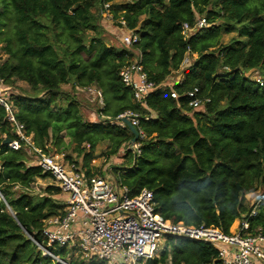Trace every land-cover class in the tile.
<instances>
[{"label": "trees", "instance_id": "trees-1", "mask_svg": "<svg viewBox=\"0 0 264 264\" xmlns=\"http://www.w3.org/2000/svg\"><path fill=\"white\" fill-rule=\"evenodd\" d=\"M101 3H110L117 24L122 20L137 33L131 48L116 49L99 38ZM200 16L208 25L186 36L183 24L193 25ZM222 32L235 35L223 42ZM0 49V78L10 86L27 85L10 98L34 146L53 152L65 129L91 175L98 143H108L109 159L133 137L117 116L139 112L140 154L124 152L123 164L111 168L116 181L133 195L151 191L156 211L172 224L215 227L229 235L234 221L254 209L246 232L264 234V197L257 205L246 203L248 193L264 192V86L245 75L264 74V0H0ZM186 54L196 57L182 80L165 87ZM137 57L156 85L145 106L119 77ZM70 82L102 93L98 121L83 120L79 101L62 92ZM194 88L208 99L203 110L188 105L184 94ZM5 138L18 137L0 107V264H62L44 256L35 242L68 264H106L78 258L69 263L68 249L42 237L44 221L63 208L53 198L60 190L25 142L13 150L2 143ZM38 179L49 182L42 193L31 191ZM143 264L223 263L212 243L173 235Z\"/></svg>", "mask_w": 264, "mask_h": 264}, {"label": "built area", "instance_id": "built-area-1", "mask_svg": "<svg viewBox=\"0 0 264 264\" xmlns=\"http://www.w3.org/2000/svg\"><path fill=\"white\" fill-rule=\"evenodd\" d=\"M110 3H101L100 12L110 14ZM113 17V16H112ZM119 26L126 28L124 21ZM208 24L204 16L196 19L193 25L184 23L183 33L188 36ZM134 30L127 29L122 37L126 48H131L137 41ZM188 55V54H186ZM185 55V57H186ZM184 61V60H183ZM183 63V62H182ZM264 66V65H263ZM228 70L227 67L224 68ZM119 77L125 86L131 87L135 102L146 105L148 94L156 87L144 71L140 58L122 67ZM258 86H264V74L255 79ZM12 86L0 78V107L6 112V119L12 131L18 137L11 140L8 146L13 150L21 147V142L29 146L34 163L44 172L51 175L54 185L65 198L61 201L63 208L60 213L44 221L41 235L57 247H65L73 251L79 260L103 261L112 264H143L144 261L157 256L161 240L166 236H183L195 240L209 241L218 250L219 259L223 264H264V234L247 233L248 217L255 213L252 209L249 216L239 219L233 233L227 235L218 228L203 226L194 227L183 222L172 224L156 211L153 193L142 189L131 194L126 186L121 185L111 172L93 173L87 175L82 167L75 166L64 160L57 153H46L33 145L30 136L25 135L24 126L16 120L15 109L9 91ZM90 90L92 86L85 87ZM97 94V102L103 105L102 93ZM199 90L194 88L184 95L188 105L194 110H203L208 99L198 97ZM176 91H171V97L178 98ZM128 118L137 129L139 138L136 142H127L123 153L131 151L140 154L139 140L144 137L139 127L142 115L139 112L126 111L117 116L116 121ZM150 115H145L148 119ZM257 200V205L261 199ZM44 253L58 261L60 259L35 242Z\"/></svg>", "mask_w": 264, "mask_h": 264}, {"label": "rangeland", "instance_id": "rangeland-1", "mask_svg": "<svg viewBox=\"0 0 264 264\" xmlns=\"http://www.w3.org/2000/svg\"><path fill=\"white\" fill-rule=\"evenodd\" d=\"M110 5V4H109ZM99 12V13H98ZM97 14H99L98 18H97V22L100 28V35L99 38H101L106 44L116 48V49H121L124 48V44L122 43V37L126 32V28L119 26V24H117V22H115L113 20L112 14H108V15H103L99 10H98ZM219 23V22H218ZM222 34V41L223 42H228V40L235 35L234 33H230V34H225V33H221ZM93 36V35H92ZM0 57L2 59L5 58V55L3 53V50L0 49ZM196 57V55H191L188 54L186 55V57L184 58V61L182 63V65L180 66V68L176 71H172L171 74L169 75V77H167V79L164 81V86L165 87H170L172 88L173 84H175L177 81L180 80L183 71L188 68V66L193 62L194 58ZM245 75L249 76L250 80H254L258 77H260V72L256 71H248L247 73H245ZM74 85L72 84V82H70L69 84L63 85L62 86V92L63 93H68L71 97H73L75 100L79 101L80 103V115L82 117L83 120L87 121V122H96L98 121V116H99V112L98 109L100 107H102L103 105L99 104L97 102V94L93 92V89H96L95 87H92L90 90H87L86 88H80V87H73ZM13 89L11 88V90L9 91L10 93V97L12 95V93H18V91L20 92L19 89H27V85L26 83L22 82V81H18L16 83L13 84ZM62 99V98H60ZM59 106L64 107L65 105V101L64 100H58ZM105 119V118H104ZM117 123H120L119 121H116ZM60 136L63 140V142L61 144L58 143V145L53 146L54 149V153L59 154L60 156L64 157V159H66L65 157L67 155H69L72 159V161H78V166H81L82 160H81V156L78 155V153L74 150L75 144L71 141V137L68 135V133L65 131V129H63L60 132ZM107 146L108 143L106 141L100 142L97 144V146L95 147V155L96 157L94 159L91 160L90 162V167L92 168V172L93 173H98V171L100 170L102 173L104 171H109V168H113V167H117V166H121L124 162L123 156L124 153L122 151V149L120 150V152L114 156H112L111 158L107 159L105 156V151L107 150ZM86 147V146H85ZM68 161H70L69 159H66ZM71 161V162H72ZM49 182L46 180H40L38 179L35 184L32 186L31 191L32 192H36V193H42L43 189L47 186ZM16 194L19 192V189L15 188ZM263 190H256L254 192L248 193L246 195V203L249 205H255L257 200L263 196ZM53 198L57 199L59 202H61L63 200V198H65L63 195L61 194H57L55 196H53ZM236 225L237 222L236 220L234 221V223L232 224V226L230 227V233H233L236 229ZM165 244V238L164 240H161V243L159 245L158 248V252L157 255L160 251V249L164 246ZM43 255L46 256L47 254H45L43 252ZM78 257H76V254L73 251H70V254L67 255V262L70 263V261L73 260H77ZM85 262H90V261H85ZM106 264H112L110 262H105Z\"/></svg>", "mask_w": 264, "mask_h": 264}, {"label": "water", "instance_id": "water-1", "mask_svg": "<svg viewBox=\"0 0 264 264\" xmlns=\"http://www.w3.org/2000/svg\"><path fill=\"white\" fill-rule=\"evenodd\" d=\"M121 122H123L128 127V129L131 131V133L133 134V137L131 139V142H133V143L136 142L138 140V138H139V134H138L137 129L131 124V122L129 121V119L126 118V117L122 118L121 119ZM10 142H11V139L5 138L2 143L3 144H8ZM13 215H15V214L13 213ZM31 239L33 240L32 237H31ZM207 242H209V241H207ZM59 262L62 263V264H68L66 262H63L62 260H60Z\"/></svg>", "mask_w": 264, "mask_h": 264}, {"label": "crops", "instance_id": "crops-1", "mask_svg": "<svg viewBox=\"0 0 264 264\" xmlns=\"http://www.w3.org/2000/svg\"><path fill=\"white\" fill-rule=\"evenodd\" d=\"M182 77H183V76H181L180 80L177 81L176 83H179V82L182 80ZM238 220H239V219H236V222H238ZM257 264H258V263H257Z\"/></svg>", "mask_w": 264, "mask_h": 264}]
</instances>
